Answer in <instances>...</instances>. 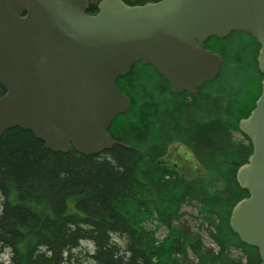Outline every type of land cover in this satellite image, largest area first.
<instances>
[{
    "label": "trees",
    "instance_id": "obj_1",
    "mask_svg": "<svg viewBox=\"0 0 264 264\" xmlns=\"http://www.w3.org/2000/svg\"><path fill=\"white\" fill-rule=\"evenodd\" d=\"M96 11L91 2L89 12ZM204 45L222 65L196 91L174 94L165 77L142 62L118 78L130 106L110 125L117 142L110 150L63 154L31 131L4 133L0 254L8 249L10 264L261 263L258 248L241 242L230 226L233 208L249 197L236 174L253 146L239 122L261 94L260 45L242 32ZM5 92L0 85V98ZM177 144L191 151L204 175L186 177L163 161ZM185 207L198 211L195 220L217 250L184 221ZM83 243L93 251L81 252Z\"/></svg>",
    "mask_w": 264,
    "mask_h": 264
},
{
    "label": "water",
    "instance_id": "obj_2",
    "mask_svg": "<svg viewBox=\"0 0 264 264\" xmlns=\"http://www.w3.org/2000/svg\"><path fill=\"white\" fill-rule=\"evenodd\" d=\"M0 0V138L33 132L47 149L96 155L117 142L111 123L130 99L117 86L133 65H152L174 94L196 91L219 74L222 57L211 37L233 32L260 45L263 75L255 108L239 122L253 153L237 171L249 197L232 210L230 226L258 248L264 264V0H159L130 5L102 0Z\"/></svg>",
    "mask_w": 264,
    "mask_h": 264
},
{
    "label": "rangeland",
    "instance_id": "obj_3",
    "mask_svg": "<svg viewBox=\"0 0 264 264\" xmlns=\"http://www.w3.org/2000/svg\"><path fill=\"white\" fill-rule=\"evenodd\" d=\"M92 4H99L102 0H90ZM129 3H132L134 5H143L148 2H157L159 0H126ZM164 162L167 163H174L176 164L180 172L185 175L186 177H193L196 175H204L205 172L201 169L200 165L198 164L197 160L195 159V156L191 153V151L186 148L183 145L177 144L173 146L167 156L163 159ZM184 214V221L187 222L195 231H198L201 236L203 243L209 247L214 248L217 250L216 245L213 243L212 239L209 237L206 227L202 228L200 227V222L198 220H195V216H198V211L195 208L191 207H185L183 209ZM83 249H81V252L90 253L93 251V247L90 244L83 243ZM82 262V261H81ZM83 264H88L87 262H83Z\"/></svg>",
    "mask_w": 264,
    "mask_h": 264
},
{
    "label": "clouds",
    "instance_id": "obj_4",
    "mask_svg": "<svg viewBox=\"0 0 264 264\" xmlns=\"http://www.w3.org/2000/svg\"><path fill=\"white\" fill-rule=\"evenodd\" d=\"M0 260H3V264H10L8 249H5V252L0 254Z\"/></svg>",
    "mask_w": 264,
    "mask_h": 264
},
{
    "label": "flooded vegetation",
    "instance_id": "obj_5",
    "mask_svg": "<svg viewBox=\"0 0 264 264\" xmlns=\"http://www.w3.org/2000/svg\"><path fill=\"white\" fill-rule=\"evenodd\" d=\"M89 2H90V1H89ZM90 3H91V2H90ZM97 5H98V4H97ZM97 11H98V10H97ZM97 11H96V12H97ZM88 13H90L89 10H88ZM90 14H91V13H90ZM93 14H95V13H93Z\"/></svg>",
    "mask_w": 264,
    "mask_h": 264
}]
</instances>
